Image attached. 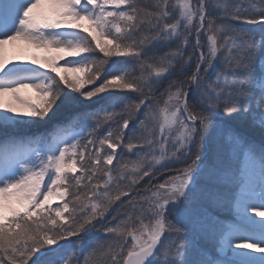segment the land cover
Listing matches in <instances>:
<instances>
[{
    "label": "snow or ice",
    "instance_id": "obj_1",
    "mask_svg": "<svg viewBox=\"0 0 264 264\" xmlns=\"http://www.w3.org/2000/svg\"><path fill=\"white\" fill-rule=\"evenodd\" d=\"M0 130V264H264V0H0Z\"/></svg>",
    "mask_w": 264,
    "mask_h": 264
},
{
    "label": "trees",
    "instance_id": "obj_2",
    "mask_svg": "<svg viewBox=\"0 0 264 264\" xmlns=\"http://www.w3.org/2000/svg\"><path fill=\"white\" fill-rule=\"evenodd\" d=\"M193 2H195V0H193ZM236 27L237 28H240V29H243V30H247V31H255V32H258L259 31V26L257 25H250V24H242V23H237L236 24ZM176 47L175 44H170L166 47H161L159 49V51L157 52V56H162L164 53L168 52L170 49H174ZM115 59H118V60H121V61H124L125 58L123 57H119V58H115ZM191 71H193L192 68H189L188 69V73H191ZM186 73V75L188 74ZM172 80H176V79H183V77L179 76L178 74L176 75H173L171 77ZM167 83L168 81L167 80H164L163 83H162V86L160 88V91L162 92L164 90V88L167 87ZM133 98H134V95H133ZM95 99V98H94ZM192 97L191 95L189 96V100H191ZM103 103V100H100L97 102L96 105H93V107H96L98 106L99 104ZM163 105H161L162 107ZM56 114L55 115H52L53 117L51 119H49L45 125H42L43 127H40L41 130H45V132H48L50 133L53 129V126L54 125H58L60 124L61 121L65 120L68 113L66 111H56L55 112ZM39 128V129H40ZM244 131H246L248 133V135L255 139V140H258V141H261V137L256 135V133L254 131H252L250 128H248L247 126L243 129ZM43 132V133H45ZM42 133V134H43ZM1 135H4V132H1L0 133V136ZM135 151V150H133ZM133 159L135 157H132ZM182 165L180 164H175V165H171V167L173 168H176V167H181ZM173 174L172 172H160L156 177L155 179H153L152 183H158V182H163V180L168 176V175H171ZM149 180V177H145L141 182H140V187H143L147 181ZM96 238H103L102 236V233L99 231V230H96V231H93L92 233H90L88 236L85 237V249L87 250V248L89 247L90 245V242L95 240ZM74 239V238H73ZM70 247V246H69Z\"/></svg>",
    "mask_w": 264,
    "mask_h": 264
},
{
    "label": "rangeland",
    "instance_id": "obj_3",
    "mask_svg": "<svg viewBox=\"0 0 264 264\" xmlns=\"http://www.w3.org/2000/svg\"><path fill=\"white\" fill-rule=\"evenodd\" d=\"M18 49H23V51L19 52V54L24 59H29L33 55H35V56H38L39 58H41V60H43V58L46 55H51V53L46 52L44 49H38V48L29 47V46H27V45H25L23 43H19L18 44ZM61 63H63V61H61ZM24 94L32 97L34 101L38 99L36 91L34 89H32V88L24 90ZM60 111H63V110H60ZM54 112H56V110H54ZM52 115H53V113L49 114L50 119L53 117ZM48 120L49 119H46L44 122L33 124L30 127L22 128V129H19V130H16V131H13V130L9 129L8 130V135H12V136H16V137L22 136V134L31 135V136L32 135L39 136V134H42L43 132H45V130H41L40 127H43L42 125H45ZM248 128H250V127H248ZM251 130L254 131L256 133V135L261 137V130L259 128L251 129ZM1 132H3V131L0 130V133ZM5 139H6L5 134L0 136V142H3ZM255 141L260 142L258 140H255ZM45 179H47V178H45ZM56 203H60V201H54L53 206H55ZM258 218H262V217H258ZM257 254H259V253H257Z\"/></svg>",
    "mask_w": 264,
    "mask_h": 264
}]
</instances>
